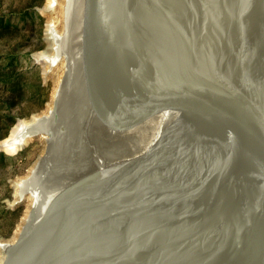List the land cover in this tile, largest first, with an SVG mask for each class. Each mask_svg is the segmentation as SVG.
Masks as SVG:
<instances>
[{
	"label": "water",
	"instance_id": "water-1",
	"mask_svg": "<svg viewBox=\"0 0 264 264\" xmlns=\"http://www.w3.org/2000/svg\"><path fill=\"white\" fill-rule=\"evenodd\" d=\"M66 4L1 264H264V0Z\"/></svg>",
	"mask_w": 264,
	"mask_h": 264
},
{
	"label": "rangeland",
	"instance_id": "rangeland-1",
	"mask_svg": "<svg viewBox=\"0 0 264 264\" xmlns=\"http://www.w3.org/2000/svg\"><path fill=\"white\" fill-rule=\"evenodd\" d=\"M46 1L0 0V17L8 19L12 28H18V32L15 34L0 36V119H2L0 134L6 133L8 135L18 120H28L35 114L44 112L52 102L51 93L53 96L54 89L60 79L62 67L56 68L52 75L45 79L42 75V66L37 64L40 54L47 53L52 56L45 35L50 19L53 18L55 27L59 31L62 30L61 9L64 6V0H58L53 15H48L42 11ZM10 54H18V56H13L15 58L12 59ZM11 60L14 62L13 65H10ZM10 67L22 74L21 81L29 84L28 89L30 90V85L36 81L37 76L41 80L42 86L45 88L42 94L46 96V102L41 109H35L37 107L35 100H28L31 93L28 90L24 100L20 101L14 108L9 109L7 105L6 107L2 106V102L11 95L2 81V75L8 73ZM45 69H49V66L43 67V71ZM5 114L15 118V123L8 128H4L7 124L6 117L3 118ZM2 139L0 138V142L3 141ZM43 152V143L39 140L33 141L18 154L9 155L11 159L7 161L5 166L0 167V240H7L15 236L17 226L28 211V202L23 204L24 206H16L13 203L16 192L14 183L16 184L18 179L28 174V171Z\"/></svg>",
	"mask_w": 264,
	"mask_h": 264
},
{
	"label": "bare ground",
	"instance_id": "bare-ground-1",
	"mask_svg": "<svg viewBox=\"0 0 264 264\" xmlns=\"http://www.w3.org/2000/svg\"><path fill=\"white\" fill-rule=\"evenodd\" d=\"M66 3H68V0H64L63 14H65V15H66L65 10H66V7H67ZM57 4H58V0H47L42 11L44 13L48 14V15H53V14H55L54 11H53L54 7ZM54 26H55V24H54L53 18H51L50 21L47 24V31H46V36H47L46 37V41L49 43L50 48H52V44L54 42L53 41V36H54V32L56 31L55 30L56 28H54ZM39 58L43 59L42 66L43 67H47L48 66L47 65V60L49 59V62H50L51 56H50V54L42 53V54H40ZM47 71H48V69H45L44 73L47 74ZM59 82L60 81H58V83ZM58 83L56 85V88L54 89L53 97L55 95ZM52 104H53V98H52V102L48 105L47 109L44 112H42L40 114H35L34 116H32L28 120H25V119L19 120L13 126L9 136L6 137L2 142H0V147L3 148L6 152H8L10 154H15L19 150L18 147H23V149H24L31 142L36 141V140L41 141L43 143L44 147H45V144L47 143L48 138L45 137V136H41V135L32 136V134L35 131L41 130L43 128L42 127V125H44L43 123L47 122V118L50 117V113L52 112V108H53ZM27 134H29L31 136H26ZM18 184H19V181L15 184V186H16L15 187V190H16V192H15V202L16 201L18 202V199L20 198V196L18 194V192L20 191V188H18ZM26 202H28V205H27L28 206V211L26 212L25 216L27 215V213H29V211L31 209L33 199L31 197H28V198L25 199L23 204H25ZM25 216H24V218H25ZM25 219H23V220L25 221ZM22 224H23V221L19 225V229L17 228L15 236L11 240H9L8 242L11 243L17 238V235L20 232L19 230L21 229V225ZM0 254H1V257H0V264H1L2 260L4 258V254H3V250H2L1 246H0Z\"/></svg>",
	"mask_w": 264,
	"mask_h": 264
},
{
	"label": "trees",
	"instance_id": "trees-1",
	"mask_svg": "<svg viewBox=\"0 0 264 264\" xmlns=\"http://www.w3.org/2000/svg\"><path fill=\"white\" fill-rule=\"evenodd\" d=\"M28 16V15H27ZM25 16V17H27ZM31 19H33L32 16H30ZM18 32V28H12L10 22L8 19L4 17H0V36H5V35H11L15 34ZM10 56L13 58V56H18V54H10ZM13 60H11L10 65H13ZM11 68V67H10ZM21 73L19 74L18 71L15 69L11 68L10 71L6 74L2 75V81L5 87H7V91L11 93L10 96H8L3 102L2 106L7 108H14L20 101L24 100L26 91L28 90L30 93V96L28 100L33 99L36 101V110L41 109L43 105L46 102V96L42 94L45 90V88L42 86L41 80L36 78V81H34L30 85V89H28L29 84L23 83L21 81ZM6 117L7 119V124L4 128H8L12 126L15 123V118L14 117H8L7 114L3 116V118ZM0 122H2V119H0ZM8 135L6 133L0 134V138H6ZM11 159L10 156L6 155L3 152H0V167L5 166L7 161ZM7 213V212H6Z\"/></svg>",
	"mask_w": 264,
	"mask_h": 264
}]
</instances>
